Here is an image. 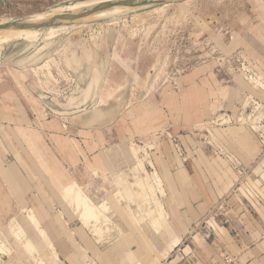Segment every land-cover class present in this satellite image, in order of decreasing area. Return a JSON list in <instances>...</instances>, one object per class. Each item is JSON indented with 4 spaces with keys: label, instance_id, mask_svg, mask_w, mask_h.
<instances>
[{
    "label": "rangeland",
    "instance_id": "374dc122",
    "mask_svg": "<svg viewBox=\"0 0 264 264\" xmlns=\"http://www.w3.org/2000/svg\"><path fill=\"white\" fill-rule=\"evenodd\" d=\"M84 1L90 0H0V20L25 19ZM251 1L160 0L147 7L67 23L55 35L45 34L48 27L37 28L41 33L31 40L0 46V118L10 121L23 108L34 123L23 125L15 119L16 133L24 140L20 147L37 150L56 183L66 174L94 203H107L108 219L99 224V234L91 236L89 225H83L59 195L62 213L75 219L71 228L89 236L90 245L104 251L110 242L122 238L105 250L106 261L125 262L120 243L139 241V246H145L151 231L159 232L155 245L161 248L164 229L156 230L143 213L153 200L156 210L162 204L161 209L167 211L169 201L184 206L189 195L196 203L205 199L193 232H200L212 246L214 227L223 225L230 234L226 247L234 253L235 264H264V197L258 198L260 211L244 199L239 207L227 202L252 173V166L259 163L253 172L261 173L264 155L258 154L248 166L236 164L237 184L219 196L211 193L215 184L210 180L217 177L207 163L220 157L219 163L228 167L235 161L228 159L235 148L226 136L228 126L247 130L257 144L244 124H219V120L236 118L238 110L244 116L251 112L248 94L264 97V90L253 86L246 75L259 73L254 77L264 80V46L257 43L264 33L251 25ZM90 83L92 87L85 92ZM83 128L88 138L77 130ZM176 158L180 172L185 168V176L189 175L188 188L176 173ZM48 165H58L61 172H51ZM229 173L219 179L223 181ZM153 174L158 178L155 184ZM157 185L162 192L154 190L151 197L152 186ZM145 192L153 200H145ZM8 211L9 216L0 220V239L7 249L1 254V264H45L42 256L52 261L49 253L31 251L27 239L32 229L24 228L21 219L25 212ZM237 212L246 217L234 229ZM172 213L179 218L175 208ZM58 215L55 218L60 222ZM160 218L165 225L166 219ZM68 239L82 252L86 264L91 260L100 264L91 252L86 260L85 250L90 248L86 239L85 248L75 235ZM182 239L190 241V233ZM179 247L167 254L175 255ZM154 250L155 246L149 249Z\"/></svg>",
    "mask_w": 264,
    "mask_h": 264
},
{
    "label": "crops",
    "instance_id": "0c3cea01",
    "mask_svg": "<svg viewBox=\"0 0 264 264\" xmlns=\"http://www.w3.org/2000/svg\"><path fill=\"white\" fill-rule=\"evenodd\" d=\"M247 4V3H246ZM250 5V9L248 10L249 13V19L251 20V25L253 28H256L257 30L264 33V0H252ZM258 45L264 46V36L263 38L259 37V42H257ZM264 49V48H263ZM262 50V49H261ZM261 52L264 53V50ZM247 77L251 79L252 76L260 75L259 73H246ZM251 76V77H250ZM261 76V75H260ZM256 78V77H255ZM258 80V87L261 90H264L260 85L264 86V80L262 81L260 78H256ZM258 89V88H257ZM254 93L248 94L247 99H252L250 101L257 102L261 104L262 110H263V117H264V97L253 95ZM254 99V100H253ZM236 117H238L240 120H246L247 115L250 113L248 112L245 116L243 115V111L236 112ZM242 113V116H241ZM28 114L25 112V110L20 109L18 112V115L15 117H12V120L5 121L0 118V220H3L4 217L9 216V209L11 208L14 212H24L28 209H32L35 213V217H37L38 221L40 222V226L45 229L47 236L51 240L53 244V249L56 251L59 260L62 262V264H86L83 261V258L81 257L82 252L78 251V249L74 245V241L69 240L68 237L70 235H75L76 242L80 243V246L86 247L84 240L86 239V242L89 245V249L85 250V256L87 257V261L90 260V252L95 256V259L98 260L100 264H109L110 262L113 264H117V262L113 259L106 257L107 255L105 253V250L109 248L112 243H114L116 240L121 239L118 238L114 242H110V246L102 251L98 248V246H92L90 245V239L89 236H85V234L80 232V229L76 228L77 230L71 228V224L75 219H71V215L63 214L61 209L62 206L59 202V193L57 191L56 181H54L50 177V171L48 172L45 167L41 164V158L42 156L38 154V151L30 148L24 149V147H20L19 143H23L24 140L21 136H19L16 133L15 125L17 123V120H15L17 117L20 120V123L23 125H29L34 123V118H27ZM262 117V118H263ZM261 118V119H262ZM260 119V120H261ZM29 120V121H28ZM259 120V121H260ZM67 122V121H66ZM71 122V121H69ZM228 123H234V125H240L244 124L247 126L257 144L254 142L252 135L250 132L246 134L245 130L243 128L237 127V126H228L231 128H234L239 133H244L246 135V143H247V149L243 146H240L235 139L228 137L229 140L234 144V150L229 151L231 155L229 156V160L234 161L231 163L232 166L227 164H220L219 158L215 162H210V160H207L208 163V169L212 170L211 172L216 175L217 179L214 180L211 178L210 182L211 184H215V188H212V192L214 196H219L224 193H229V191L235 187V185L238 181V174H240L239 170H235L236 164L248 166L252 159H254L258 154L264 155V145L261 142L260 134L252 129L248 124L245 123H236V122H227ZM73 124V121L70 123ZM60 125V124H59ZM62 128L65 129L64 124L62 123ZM261 126V124H260ZM227 127V128H228ZM12 133L10 132V130ZM78 132H80L82 135L87 133V130L85 128L83 129H77ZM257 130V129H256ZM227 133V129L225 131ZM78 135V134H77ZM79 136V135H78ZM86 138H88V135H84ZM227 136V135H226ZM249 136V137H248ZM8 138V139H7ZM84 143V139L77 140ZM251 146V147H250ZM79 158L86 157L82 155H78ZM178 157V156H177ZM181 159V158H180ZM182 160V159H181ZM206 163V162H205ZM170 164V162H169ZM259 163L251 167L252 173L248 176L246 175V179L243 182L239 183V186H236L237 189H235L234 193L230 194L231 196L227 200V202H232L235 204V207H239L243 204V199L255 206L256 209L260 211V208L258 206H261L258 198L259 196L264 197V181L260 179L261 173H256L254 168L258 166ZM176 168L178 173V177L183 185H186L188 188V178L189 175L185 176V168L182 161V166L184 168V172H180V166L176 158V162L173 164ZM173 165L170 164V167ZM217 165L219 167H217ZM49 166V165H48ZM162 166V165H161ZM51 172H54L55 174L60 173L61 169L58 165L56 166H49ZM163 168V166H162ZM224 168V169H222ZM200 170L203 174H205V171L202 166H200ZM230 170V171H229ZM228 171L229 173L228 178H224L223 181L219 179V176L224 174V172ZM254 171V172H253ZM92 173L94 170L91 171ZM64 175V174H63ZM66 175V174H65ZM64 175V176H65ZM255 176L261 180V183L255 186H250V191L243 188L244 184L247 182V177ZM67 177V176H66ZM68 179V177H67ZM192 179V178H191ZM193 180V179H192ZM230 182L228 183V181ZM191 181V180H189ZM195 183V182H194ZM244 183V184H243ZM261 184V185H260ZM185 186V188H186ZM258 186V188H257ZM241 188V190L239 189ZM262 190V191H261ZM212 194V195H213ZM188 195V194H187ZM240 195L243 196V198L240 197ZM250 195V196H249ZM198 196H203V194H199ZM172 201V200H171ZM199 203H196L193 199L190 198L188 195V198L185 197L184 199V206L183 203H176V202H170L169 201V210H167L168 218L166 219V227L163 225V229L167 236L174 237L176 241L173 243V249L178 247L180 245L179 249L183 251V253L187 254L186 258L181 260L176 253L175 255H168L170 251L164 254L159 260H156V255L160 251V248H158L156 245L154 253L149 254V260L152 264H207L208 260L210 258H213L216 261L221 262L222 261V255L227 254L235 257L233 254L227 249V240H229L228 236H230L228 230L225 226L222 225V227L225 228V230H221L218 227H214L213 231V242L211 243L212 246L207 242L205 238H203V241L200 243H197L194 240V235H199L200 232H193L194 227L196 226L197 219L200 216V211H202L203 204L205 203V199L203 200H197ZM186 204V205H185ZM244 205V204H243ZM9 208V209H8ZM172 208H175L177 210V214H179V220L177 217L172 213ZM24 209V210H23ZM63 210V209H62ZM61 211V212H60ZM55 212H58L59 215H61V221L58 222L55 218ZM62 213V214H60ZM170 215V216H169ZM245 214H242L240 212H237L232 220L233 228L236 229V224H240L244 221ZM227 217V216H226ZM228 218V217H227ZM229 219V218H228ZM231 220V219H229ZM214 225L217 224L215 221H211ZM210 223V221H209ZM211 223V224H212ZM218 225V224H217ZM220 226V225H218ZM223 228V229H224ZM74 229V230H73ZM70 230V231H69ZM77 231L78 234L75 232ZM79 231V232H78ZM81 233V234H80ZM186 233H190V241L185 243V240L182 238L185 236ZM80 234V235H79ZM91 236H93L90 232L88 233ZM87 235V234H86ZM83 236V237H82ZM88 237V238H86ZM84 238V240H83ZM181 239L180 243L176 245L177 240ZM187 240V239H186ZM106 243V242H104ZM207 245V246H204ZM135 247V246H134ZM186 247H188V250L186 251ZM209 247V248H206ZM95 249L96 253H93V250ZM105 255H104V254ZM42 254V251L40 252ZM97 254V255H96ZM105 257V258H104ZM42 259L44 260L45 264H53V260L49 261L45 256H42ZM106 259V260H105ZM236 260V257H235ZM173 261V263H171ZM91 263L95 264L94 260L90 261ZM127 261L125 260V263ZM110 263V264H111ZM236 262L234 261L233 264Z\"/></svg>",
    "mask_w": 264,
    "mask_h": 264
},
{
    "label": "bare ground",
    "instance_id": "6f19581e",
    "mask_svg": "<svg viewBox=\"0 0 264 264\" xmlns=\"http://www.w3.org/2000/svg\"><path fill=\"white\" fill-rule=\"evenodd\" d=\"M111 1H119V0H90V1L78 2V3H75V4H71V5H65L64 4L65 6H59V7L55 8V9H53L50 12L43 13V14H37L35 16H31V17H28V18H25V19H15V20L2 19V20H0V46L5 44V43H9V42L16 41V40H26V41H27V39L31 40L32 38L36 37L37 35H40V33H41V30H39L37 28H24V27L19 28V27L7 25L9 23H12V22H15V21H19V20H26V21H30V22H43V21H47L48 19H50L52 17L78 13V12L83 11L85 9H89V8L95 6V5H98V4H101V3H105V2H111ZM147 5L148 4H141L139 1L134 2V3L130 4V5H116V4H114V5L110 6V7L99 9L97 11H94V12L90 13V14H86V15L80 17V18H76V19H73V20L57 19L55 21L56 24L47 26L48 27V31L46 30L45 34L47 36L48 35H55V33L57 31L65 29L67 23H71L72 24V23H75L77 21H82V20L93 18V17L106 16V15H109V14L119 13V12H122V11H125V10L136 9V8H140V7H144V6L147 7ZM3 25H5V26H3ZM94 65H96V64H94ZM44 66H46V63H44L42 65L43 68H44ZM48 73H51V72L48 71ZM99 73H100V71H99ZM93 74H94V72H93ZM251 80L253 81V86L258 87L257 86L258 85V80L254 76L251 77ZM91 83L84 90L85 92H88L90 86L92 87ZM71 100H73V97L69 98V101H71ZM253 110H254V113L250 112L247 115L246 119L250 121V123L254 126V128L256 130V129H259V128L262 127L259 124V120L263 117V110H262L261 104L255 105L253 107ZM241 116H242V114H241ZM226 129H227V137H231V138L235 139L236 142H237V140H239L240 144L239 143L238 144L240 146H243L245 148L247 147L246 146L247 145V143H246V140H247L246 139V135H244L243 132L239 133L236 130H234V128H231V127H228ZM154 174H155V172H154ZM154 174L152 175V180H153V182L154 181L158 182V180H157L158 178ZM63 177H64L63 181H59L58 183H56L57 191H58L59 195L61 196V200L66 205H70L72 207L73 213L77 215V218L81 221V223H83V225H85V226L87 224L89 225V231H90V233L93 236L94 235H98L100 230H101L99 224L101 222L106 221L108 219L107 215H106V213L109 210V207L107 206V203L105 201H102V202H99V203H94L83 192L82 188L78 184H76V182H74V181H70L69 182V180L67 179L66 176H63ZM260 179L264 181V170L262 171ZM260 179L259 178L247 177L246 184L243 183L244 185H242V186H244L243 188H245L246 190L250 191V189H249L250 186H255L256 187V185L261 183ZM143 180H144V178H143ZM155 182H154V184H155ZM137 184L139 185V183H137ZM148 184H146V185H148ZM141 187L142 186H140L139 189H141ZM152 188H153V190H152L151 197L155 196L154 195V190L155 191L158 190V191L162 192L161 191V186H159V185H157L156 187L152 186ZM257 188H258V186H257ZM239 189L241 190V188H239ZM148 192H150V190ZM113 193H117V191L113 192ZM149 194L147 192H145V194H144L145 200H147V199L148 200H150V199L153 200V198H151ZM115 195H117V194H115ZM157 201H158V198H157ZM146 202H148V201H146ZM151 202H152V204L149 206L148 210L145 211L143 214L146 215L147 222H150L151 224H153L156 227V230H159L161 228L163 229L164 227H163V224H162V218H160V216H162L163 218L167 219L168 218V214H167L166 210L163 209L164 210L163 211L161 209L162 208V206H161L162 204L161 203H160L161 205L159 207L160 210H158V209L156 210V207H157L156 201L153 200ZM159 202H160V200H159ZM155 211H157V213L160 214V215H158L159 216L158 218L154 214ZM24 212H25V214H23V216L21 218L23 227L26 228V229H30V228L32 229L31 230L32 237L30 236L29 239H27V241H28L27 243L28 244L30 243L31 246H33V247H31V249H32L31 251H33V252H35V251L36 252H41L42 251V253H49L53 257V260L55 261V264H62V262L58 258V255H57L56 251H54V249H53V244H52L51 240L45 234L44 230L38 225V221H37V219L35 217V214L32 212L31 209H28V210H26ZM147 214L151 215V216H148ZM58 217H59V219H61V215H58ZM149 217H151V218H149ZM221 230L223 231V228H221ZM155 234H156V231H155V233H152V231H151V235L146 240L145 246H143V245L139 246L140 245L139 241L136 242V243H133V244H128L127 242L122 241V243H120V246H121L120 249H122L121 255L127 262L125 263V262L122 261V259H120V264L121 263L122 264H152L150 262L149 258H148L149 254H150L149 249H150L151 246H155V242H156L155 240H158L157 238L160 236L159 232H158V234H156V235ZM108 235H110V234H108ZM161 235L163 236L165 244L161 246L160 251L157 253L156 260H159L162 256H164V254L166 252H168L171 249H173V243L176 241V239L174 237L167 236L165 231L161 232ZM15 237H16V234H15ZM194 240L197 243H200V242L203 241V237L196 234V235H194ZM6 250L7 249L5 248L4 241L0 239V264L2 262L1 261V254H4L6 252ZM25 250H26V248H25ZM187 250H188V247H186V251ZM119 255H120V253H119ZM29 259L27 258V261Z\"/></svg>",
    "mask_w": 264,
    "mask_h": 264
},
{
    "label": "water",
    "instance_id": "95a60500",
    "mask_svg": "<svg viewBox=\"0 0 264 264\" xmlns=\"http://www.w3.org/2000/svg\"><path fill=\"white\" fill-rule=\"evenodd\" d=\"M139 1L141 4H151V3H155V2H159L160 0H119V1H111V2H105V3H101L98 5H95L89 9H85L83 11H80L78 13H74V14H68V15H61V16H56V17H52L50 19H48L47 21H43V22H30V21H26V20H19V21H15L12 23H9L7 25H11V26H15V27H19V28H41V27H47L50 25H54L56 24L55 21L57 19H68V20H73L76 18H80L86 14H90L94 11H97L99 9L102 8H106V7H110L114 4L116 5H130L134 2ZM5 26V25H3Z\"/></svg>",
    "mask_w": 264,
    "mask_h": 264
},
{
    "label": "built area",
    "instance_id": "2783aa9c",
    "mask_svg": "<svg viewBox=\"0 0 264 264\" xmlns=\"http://www.w3.org/2000/svg\"><path fill=\"white\" fill-rule=\"evenodd\" d=\"M73 80V79H72ZM257 104H259V103H257V102H252V109L250 110L251 111V113H254V110H253V107L255 106V105H257ZM263 109H264V107H263ZM228 118V117H227ZM230 121H232V122H236V123H245V124H248L252 129H254L253 128V126H252V124L250 123V121L248 120L247 122H244L245 120H240L238 117H236V118H228L227 120H224V121H220L219 120V124H222V123H224V122H230ZM259 124H261V128H259V129H257V130H255V131H257L260 135V139H261V142L263 143V145H264V117L259 121ZM176 253L178 254V256H179V258L181 259V260H183V259H185L186 258V256H187V254H185V253H183V251L182 250H180L179 248L176 250ZM234 261H235V257H233V256H231V255H227V254H223L222 255V261L221 262H219V261H216V260H214L213 258H210L209 260H208V262H207V264H233L234 263Z\"/></svg>",
    "mask_w": 264,
    "mask_h": 264
}]
</instances>
